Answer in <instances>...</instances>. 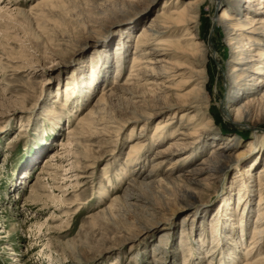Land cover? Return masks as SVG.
Returning <instances> with one entry per match:
<instances>
[{
  "label": "rangeland",
  "instance_id": "374dc122",
  "mask_svg": "<svg viewBox=\"0 0 264 264\" xmlns=\"http://www.w3.org/2000/svg\"><path fill=\"white\" fill-rule=\"evenodd\" d=\"M0 1V264H113L117 258L119 264L227 263L221 251L214 254L223 245L213 246V213L223 193L230 192L231 186L238 192L245 179L253 181L257 193L250 218L251 222L256 220L260 196L255 179L264 169V152L255 171H246L256 151L260 153L264 120L260 107L246 126L238 127L234 124L236 113L227 119L220 109L228 91L221 68L227 40L215 30L212 20L222 10L211 3L204 4L201 26L191 31L203 45L213 43L220 54L217 60L209 57L207 93L214 124L204 135L207 143L198 150L197 159L202 161L214 148L237 138L231 158L214 169L213 176L204 174V182L188 193L172 187L154 188L151 192L129 190L130 195L157 205L151 215H146L142 203L125 198L128 184L124 176L137 177L127 167L131 144L128 136L134 124L122 128L117 138L108 129V136L100 132L98 137L81 141L87 155L97 159L90 170L93 175L78 188L74 184L79 180L74 179L84 172L77 168L73 146L64 145L79 119L97 106L103 93L106 97L98 105L94 120L105 114L108 120L123 123L132 112L146 115L156 104V98L137 84L128 86L125 93L112 90L122 63H118L121 59L117 53L124 60V82L142 29L158 14H170L191 0H62L36 10L33 8L40 0ZM183 31L165 38H182ZM51 111L59 118L53 119ZM168 115L136 124L135 133L139 134L147 124L150 142L158 121H167ZM179 117L175 115L172 122H178ZM211 137L219 140L214 142ZM171 142L152 150L145 148L138 171L148 174L156 152ZM182 154L168 159L159 171L169 172ZM54 196L63 200L57 202ZM117 196L119 204L108 215H100L99 211L112 205ZM196 210L207 213L206 218H192ZM238 217L237 214V222ZM186 218L192 226L191 234L182 240L181 223ZM164 226L169 230H159ZM164 232H168L167 243L158 251ZM252 235L250 230L245 242L231 251L236 254L235 262L242 264L240 258H244ZM261 248L264 249V238Z\"/></svg>",
  "mask_w": 264,
  "mask_h": 264
},
{
  "label": "bare ground",
  "instance_id": "6f19581e",
  "mask_svg": "<svg viewBox=\"0 0 264 264\" xmlns=\"http://www.w3.org/2000/svg\"><path fill=\"white\" fill-rule=\"evenodd\" d=\"M57 1L62 0H40L33 9L36 10L43 5ZM1 3L2 1H0ZM206 3H211L215 5V9L222 10L221 14L213 18L212 25L222 38L227 40L225 62L221 68L225 72L224 82L228 91L220 109L227 119H231L236 113L237 118L234 120V124L238 127L246 126L251 121L252 113L260 107L263 108V114L260 117L264 120V0H191L170 14L166 12L158 14L148 26L142 29L137 36L130 73L124 82L121 69L124 60L118 51V60L121 59L118 63H122L118 65L115 77L116 86L112 90L125 93L128 86L137 84L144 87L146 93L155 97L157 102L148 109L146 115L143 112H132L123 123H119L113 118H110L113 120H108V116L105 114L94 120L93 115L98 110V105L106 97V93H103L95 104L97 106L79 119L75 128L69 133L68 143L64 145L65 148H69L68 145L73 146L77 168L84 172L76 175L77 179L74 180L79 181L76 183L73 181L74 188H78L79 185L83 186L86 179L91 178L93 171L90 170L95 168L97 159L87 155V148L81 141L98 137L100 132L102 136H108L106 134L110 132L108 129H112L110 133L115 134L113 136L117 138L121 129L125 128L127 124H134L130 137L128 136L131 144L127 155V167L130 168V173H134L137 177L127 179L124 176L125 182L128 184L125 198L128 202L134 200L137 203H142L146 215H151L157 205L141 196L130 195L129 190L140 189L151 192L154 188L172 187L177 191L184 189L188 193L192 187L204 182L202 181L204 174L213 176L214 169L221 168L231 158L233 142L237 138H231L227 144L217 149L214 148L211 155L202 161L197 159L198 150L207 143L204 135L213 129L214 124V119L209 112L210 100L207 93L210 77L209 57L217 60L220 55L213 43L203 45L199 42L197 35L191 32L201 26L200 10ZM181 29L185 30L182 38H165ZM131 96L133 99L141 98ZM63 106L66 105L63 104ZM51 113L53 119L59 118L55 111H51ZM166 113H169L168 120L160 119L158 121L150 142H148L146 134L147 124L142 127L139 134L135 133L136 124L147 122ZM177 114L180 116L178 122H172ZM109 123L117 124V126H110ZM99 126H103V128H99ZM72 137L76 139H72ZM171 140L170 145L159 149L152 158L154 166L150 172L148 174L139 172L138 167L143 159L141 158L143 150L148 146L152 150ZM210 140L217 142L219 138L211 137ZM260 145L262 146L260 153L256 151L258 154L256 153L250 162L246 174L249 171L254 172L255 167L261 162L264 152V137L260 139ZM253 150H256L255 147ZM181 153L183 154L174 161L173 169L166 173L159 171L168 159ZM255 180H258L260 196L256 206L258 207L256 220L251 222L250 218L255 209L253 203L257 193H254L253 181H245V179L241 180L238 192H235V188L231 186L228 188L231 189L230 192L226 190L223 193L220 203L213 213L215 216L212 221L213 246L223 245L222 248L218 247L219 249L214 251V254L221 251L224 254V259L228 260L225 264H239V260L235 262L234 255L236 254L231 251H234L233 248H239V244L245 242V237L250 230L253 234L250 246L247 248L244 258H240V262L242 264H264V249L261 248V241L264 238V169ZM191 197L193 198V196ZM54 199L57 202L63 200L59 196H54ZM119 201L118 196L113 198L112 205L100 210L99 214L108 215L119 204ZM199 212L200 210H196L192 214V218L199 215L204 220L207 213ZM237 214L238 222L235 219ZM190 227H192L190 220L186 218L181 223L182 240L190 238ZM159 230H169V227H160ZM167 233L161 234V239L157 244L158 251L165 248L168 239ZM191 256L193 257L192 254ZM48 258L51 259L50 255ZM80 258V255L76 257L78 261ZM114 261L113 264L120 263L118 258Z\"/></svg>",
  "mask_w": 264,
  "mask_h": 264
}]
</instances>
